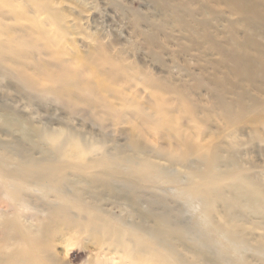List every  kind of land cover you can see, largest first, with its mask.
<instances>
[{"label": "rangeland", "instance_id": "374dc122", "mask_svg": "<svg viewBox=\"0 0 264 264\" xmlns=\"http://www.w3.org/2000/svg\"><path fill=\"white\" fill-rule=\"evenodd\" d=\"M180 2L190 5L196 13L195 21L188 19L193 28L171 10L170 5ZM2 3L17 7L21 14L7 24L20 27L18 30L25 27V32H18L22 40L38 42L39 37L48 47L50 56H42L43 60L75 73L79 83H90L96 88V79H103L108 89L99 96L102 102L98 105L102 103L104 107L96 112L87 111L88 115H75L58 104L35 98L23 89L17 77L0 76V112L7 110L11 116L30 121L39 129L73 131L94 144L92 148L96 150L104 147L109 152L116 148L126 151L133 141L157 152H182L183 137L172 131L170 125L159 122L163 98V109L183 127L180 133L191 135L196 144L206 147L235 141L241 164L254 176L264 175V143L257 136L258 128L248 122L226 119L219 97L229 103L236 101L237 94L230 89V83H238L220 50L236 49L234 37L240 41L245 36L237 24L238 18L230 16L226 6L215 0H5ZM259 40L264 43V38ZM245 86L264 102V93L253 90L249 84ZM0 139L12 145L22 144L36 160L70 163L73 157L71 149L63 156L53 155L40 137L1 121ZM0 167L5 166L0 163ZM111 168L116 169L107 165L79 173L77 185L66 187L65 195L58 192L45 195L37 190L35 182L0 173V254L16 252L4 264H27L29 250L34 252L32 264H97L98 247L89 239L105 217L92 205L120 214L116 204L123 195L141 200L144 208H165L182 222L196 220L186 201L148 189L130 173L112 172ZM68 172L76 173V170L69 167ZM182 175L187 178L185 173ZM13 181L21 185L19 193L7 189ZM231 217L236 222L239 220L238 226L251 241L262 242L264 247V226L258 225L264 222V217L243 210H237ZM214 218L217 222V212ZM184 242L195 245L187 239ZM145 249L155 251L151 245ZM177 249L191 257L184 247ZM255 251L244 253L245 259L250 264H262ZM228 256L230 261H235V254Z\"/></svg>", "mask_w": 264, "mask_h": 264}, {"label": "bare ground", "instance_id": "6f19581e", "mask_svg": "<svg viewBox=\"0 0 264 264\" xmlns=\"http://www.w3.org/2000/svg\"><path fill=\"white\" fill-rule=\"evenodd\" d=\"M3 1L0 0V76L17 77L23 89L35 98L58 104L75 115H88L87 111L96 112L104 107L98 102H102L100 94L108 89L106 82L96 79V88L90 83H79L75 73L43 60L42 56H50L48 47L42 44L39 37L36 39L38 43L27 42L18 36L19 31H26L25 27L18 30L20 27L14 28L7 21L21 14L15 6L8 3L3 6ZM215 1L226 6L230 16L238 18L237 24L245 35L240 41L234 37L236 49L220 50L224 62L231 65L232 73L238 78L237 84L230 83V89L237 94L236 101L229 103L219 96L225 118L253 124L258 128L257 136L264 143V102L250 94L245 86L249 84L253 90L264 93V43L259 40L260 37L264 38V0ZM170 6L176 15L187 22L189 28H193L188 24V19L195 21L197 17L190 5L180 2ZM193 31L199 33L195 29ZM36 56L38 59H35ZM102 76L106 77L105 74ZM186 99L184 95L183 100ZM162 100L159 122L163 126L170 125L172 131L183 137L185 149L182 152H157L133 141L126 151L116 148L109 152L104 147L96 150L92 148L94 144L86 142L73 131L39 129L30 121L26 122L2 110V123L40 137L53 155L63 156L66 150L71 149L73 157L70 163L46 158L36 160L22 144L12 145L0 139V163L5 166L4 169L0 167V173L35 182L37 190L45 195L55 192L65 195L66 187L77 185L79 173L112 165L116 168H111L112 172L130 173L135 181L144 182L148 189L163 192L164 196L172 194L192 208L196 220L182 222L176 215L166 212L165 208H144L141 200L134 201V198L124 195L116 204L120 214L97 204L92 205L105 217L102 225L95 226L92 239H89L98 247L97 264H118L119 259L123 261L121 264H250L244 257V253L250 250H256V256L264 264L263 243L251 241L244 234V229L238 226L239 220H231L237 210L264 217V175L254 176L241 164L235 141L206 147L196 144L191 135L180 133L183 127H179L175 117H169L171 113L163 109ZM236 108L239 110L236 111ZM193 122L196 124L195 119ZM69 167L75 169L76 173H69ZM7 189L19 193L22 187L10 182ZM258 225L264 226V222ZM186 239L193 242L194 247L186 244ZM148 245L153 246L155 251H147L145 247ZM178 247H184L191 257L185 256ZM15 253L0 254V264L9 261ZM231 253L235 254V261H230L228 255ZM26 255L30 257L27 264H32L33 250L26 252ZM236 257L239 259L236 260Z\"/></svg>", "mask_w": 264, "mask_h": 264}]
</instances>
